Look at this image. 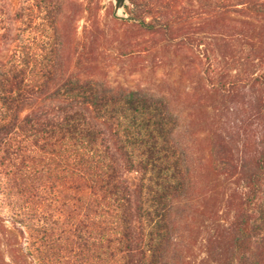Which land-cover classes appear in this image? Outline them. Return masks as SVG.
Wrapping results in <instances>:
<instances>
[{"label":"trees","instance_id":"1","mask_svg":"<svg viewBox=\"0 0 264 264\" xmlns=\"http://www.w3.org/2000/svg\"><path fill=\"white\" fill-rule=\"evenodd\" d=\"M201 1L192 12L131 0L127 20L87 0L80 33L67 24L69 0H36L14 16L0 0V264H190L180 232L194 184L179 119L163 98L112 88L99 49L113 24L154 32L147 19L160 15L172 37L185 17L239 5L238 22L256 29L230 33L225 61L203 37L182 40L203 55L220 99L208 173L228 182L195 264H264L263 0ZM13 18L27 36L13 40Z\"/></svg>","mask_w":264,"mask_h":264},{"label":"rangeland","instance_id":"2","mask_svg":"<svg viewBox=\"0 0 264 264\" xmlns=\"http://www.w3.org/2000/svg\"><path fill=\"white\" fill-rule=\"evenodd\" d=\"M6 1L13 16L22 8L36 3V0ZM69 1L67 24L71 28L76 25L82 33L87 23L84 18H76V13L80 10V4L86 5L87 0ZM204 2L173 0V10L204 11ZM100 3L104 6V12L115 11L113 0H101ZM128 6L133 8L131 3ZM261 6L264 7V0ZM244 8L243 5L233 7V10L236 9L235 13L216 19L201 14L185 17L175 24L176 30L172 37L166 36L163 30L164 18L160 15L147 19L158 23V29L154 32L140 34L129 23L125 28L113 24L114 27H119L110 34L113 41L99 49V59L103 65L101 75L106 74V80L112 88L118 91L134 89L163 98L179 119L176 140L187 155L194 184L192 197L186 200L187 212L185 215L181 214L183 224L180 232V248L190 264L198 263L204 256L203 244L207 225L214 215H218L217 212H221V202L228 182L216 180L208 173L212 151L211 130L216 117L215 108L220 99L203 76V55L182 40L188 34L203 37L214 43L218 54L225 61V54L232 47L230 33L238 29H256L238 22L244 19L241 13ZM126 15L129 17L128 13ZM105 20L111 23L112 15H107ZM10 22L14 28L13 40L27 36L28 33H23L22 21L13 18ZM103 39L104 37L101 38ZM1 182L0 177V189L3 185ZM2 211L4 215H11L8 203H2Z\"/></svg>","mask_w":264,"mask_h":264},{"label":"water","instance_id":"3","mask_svg":"<svg viewBox=\"0 0 264 264\" xmlns=\"http://www.w3.org/2000/svg\"><path fill=\"white\" fill-rule=\"evenodd\" d=\"M115 6V15L119 19H125L127 17V6L131 0H113Z\"/></svg>","mask_w":264,"mask_h":264}]
</instances>
